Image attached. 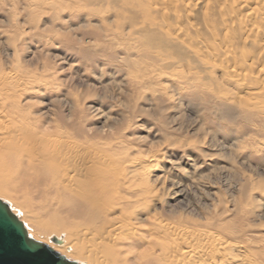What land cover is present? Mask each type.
Listing matches in <instances>:
<instances>
[{"label":"rangeland","instance_id":"374dc122","mask_svg":"<svg viewBox=\"0 0 264 264\" xmlns=\"http://www.w3.org/2000/svg\"><path fill=\"white\" fill-rule=\"evenodd\" d=\"M248 1L261 15L243 6L237 11L227 0L213 11L201 7L193 20L183 15L174 20L169 13L162 19L158 5L152 8L145 0H0V76L14 77L0 87L1 109L26 111L30 123L34 118L50 122L80 145L103 151L118 171L134 169L144 175L134 178L137 187L142 181L151 186L165 180L151 186L145 208L130 207L124 213L137 224L131 230L132 251L152 246L146 243L157 235L145 227L153 215L161 223L236 243L242 250L234 249L231 264H264V0ZM146 4L148 13H143L140 7ZM182 5L176 8L180 13ZM174 9L167 6L165 11ZM221 21L235 22L225 30L230 37ZM189 24L194 30L179 42L159 29L175 32ZM248 35L254 42L245 47L251 55L248 63L255 68L246 70L252 75L242 83L220 69L233 59L209 52L227 49L242 60V38ZM191 38L197 40L189 48ZM157 186L163 187L158 194L153 191ZM19 188L14 197L22 200L26 195L20 192H26L29 212L45 218L47 195L34 187ZM154 194L161 196L159 202ZM131 210L137 211L134 218ZM15 213L36 233L21 211ZM58 235L51 237L65 236ZM79 241L85 248L89 244L87 236ZM253 249L260 257H252ZM242 251L246 254L239 256Z\"/></svg>","mask_w":264,"mask_h":264},{"label":"bare ground","instance_id":"6f19581e","mask_svg":"<svg viewBox=\"0 0 264 264\" xmlns=\"http://www.w3.org/2000/svg\"><path fill=\"white\" fill-rule=\"evenodd\" d=\"M134 1L136 2V0ZM183 1L184 4L182 5ZM187 1L188 2H186L185 0H153L151 2L150 0V4L147 0H145V2H148L152 8L156 9L158 5V7L160 8L159 10L162 14V19H166L165 16L170 14L169 16H171L173 19H177L178 17L181 18L184 16L186 20L192 19L195 15H197L198 12L201 11V7L206 6V10H211L213 9V6L215 4H217V7L218 5L220 6L222 2L225 3L227 0ZM238 1L240 2L241 0H231V2H229L230 5H233L235 10L238 11L243 6V9H251V12L255 11V7H253L252 2L243 0L241 1L243 3H240V6V4L237 5ZM254 3L256 4V2ZM149 4H146V6H144L146 8L142 9V7H140L143 13H148V11H146L145 9H149L147 8ZM181 5L182 11L180 13V9L178 10L176 8L177 6L180 7ZM167 6L175 7V9L171 11L173 9L171 8L170 12H167L165 11ZM136 7L138 6L136 5ZM258 7L261 6L259 5ZM162 8H164V10ZM245 12L249 14L248 11ZM254 13L257 15H261L258 14L257 11ZM203 15L207 20L205 22H208L207 11L206 13H203ZM153 18L151 21H153ZM182 20L184 19L182 18ZM261 21L264 25V17L263 19H261ZM260 23L257 24L260 25ZM159 25L154 23V26L160 27L161 25ZM221 25V28L227 34L228 32L225 30H229L230 28L235 26V22H223ZM213 26L215 27V24H213ZM239 26H242L243 28L245 25L243 26L239 24ZM192 27L194 26L191 24H189L188 27H178L175 32H169L166 29L161 30V28L159 29L161 35L163 34L166 37L169 36L174 41L179 42L181 41L180 39H182V37H187L189 32H191L190 30L193 29ZM247 28L246 30H249ZM258 31L260 30L258 29L257 32ZM144 32L145 30H143V34ZM228 36L230 37V35ZM241 36L242 35H238L237 37H239L240 39ZM189 37L188 39H190ZM248 38L251 37H249L248 35L242 38L244 42L238 39L239 42H242L244 44L243 52L240 55V57L242 56V60L237 61V59L234 58L236 57L235 54H232V51H227V49H220L221 52H209V54H212L213 57L229 56L230 59H233V64L228 66H221L220 69L221 71H223V74L227 73V76H231L232 79H243L242 83H246V80L244 82V79L249 76L248 74L252 75V73H247L246 70H248L249 68L252 69V67L255 68L252 63H248L249 58H251V55L249 53L250 50L247 51L245 48L246 46L251 44V42H249L251 40H249ZM193 39L195 41L197 40L196 38ZM193 39L190 41L188 40L189 44L196 43L193 42ZM152 40L154 41V39ZM200 40L201 41L199 42H203L202 44L204 45V39L202 40L200 38ZM194 44L192 45L196 46L200 43L196 45ZM259 44L262 45L261 43ZM203 45L200 44L199 46ZM189 48H191V44ZM192 51L193 50L189 52ZM163 52L164 51H162V53ZM227 61L228 60L226 59V62ZM201 65L203 67V64ZM10 78L11 76L9 74H2L0 76V87L3 88L2 86L6 84V82L9 81ZM12 78L10 80H12ZM225 79H227V77ZM12 81H14V79ZM249 90H251V88ZM3 110L4 108L2 107L1 109L0 107V198L3 199L2 196H5L10 199L13 204V208L10 206L13 213H15V210H18L22 212V216L28 218V220L32 223L33 229H35L36 233L32 232V229H30L29 231L28 228H26L27 232L36 240L47 244L50 248L62 254L68 259H71L74 256L77 259L86 261V264H231V262L234 261L233 259L236 255L234 253V249H239L240 247L236 243H226V241L224 242L222 240L223 238L221 239L220 237H217V235H213L214 233H208L207 231L194 232L188 227H181L179 224L161 223V221H159L158 218L154 217L153 215L147 218L149 220V226L145 228H151L152 234H156L160 238H157V236L150 237L153 241H148L146 244L152 245L151 247L148 246L146 249H140L136 251L130 250V239L132 236L131 233L137 226V224L135 222L133 223L131 217L125 215L124 213L127 214V210L130 207L141 206V208H145V206L151 202V186H155L157 182L158 184H160L162 181L159 183L158 179L154 185L151 183V186L148 185L145 181H142L141 185H138L137 187L135 185L137 181L134 178H141V175L143 174L139 176V174L134 173V169H132L131 172L118 171L114 162L111 161V156L106 155L108 159H104V157L106 158V156L103 157V151L101 152V150L95 147H85L80 145V142L78 143L77 140L70 137L72 136L71 134H66L58 127H53V124H51L50 122H38L34 118L33 122L30 123V119H28L29 113L26 111ZM39 123L41 124L39 125ZM127 161L128 160H126V162ZM120 162L124 161L122 160ZM128 164L126 163V165ZM115 170L117 171L115 172ZM163 181L165 182V180ZM21 186L25 189L26 187H34L38 191H42L44 195H47L46 201L49 202V207L46 208L45 206H43L42 208L43 211L45 210L47 212L46 213L44 211L46 216L45 218L38 219L37 214L33 213V215L31 214V212H29L30 203L26 204L25 202V200L28 199L26 192H20V195H26L22 200H20L19 196L18 198H16L17 196L14 197L17 193L16 190ZM158 186L157 189L153 190L154 192H157V194L158 189H160L162 185L160 187ZM161 189H163V187H161ZM153 199H155V202H159L161 196L154 194ZM131 211L133 212L132 216L134 218L137 211ZM144 214H147V212L137 213V215ZM18 218L21 220L19 216ZM232 229L233 228H231V230ZM59 232H64L65 236L64 238L61 237V239L56 237L57 239L61 240V243H56L55 245V243L50 242L52 238L51 235L56 233V235L59 236ZM85 236H87L89 239V244L88 246L86 244V248L79 241L80 238H85ZM67 240L68 243L70 241L69 244H71V248L68 250H66ZM145 241L146 240L144 238L142 239L141 243L144 244ZM240 250L242 249L240 248L238 251ZM65 251L67 253H65ZM245 251H242L243 254L239 252V256L244 255V253L246 254ZM251 253L252 257L253 253L255 254V257H260V252L258 251V249H253ZM251 253L249 261H251ZM77 259L74 260L72 258V260L74 261H77Z\"/></svg>","mask_w":264,"mask_h":264},{"label":"water","instance_id":"95a60500","mask_svg":"<svg viewBox=\"0 0 264 264\" xmlns=\"http://www.w3.org/2000/svg\"><path fill=\"white\" fill-rule=\"evenodd\" d=\"M54 243L61 240L52 237ZM0 264H81L30 236L9 203L0 198Z\"/></svg>","mask_w":264,"mask_h":264}]
</instances>
